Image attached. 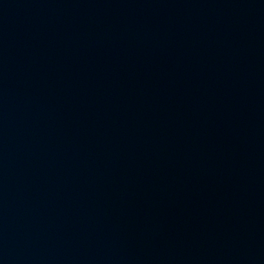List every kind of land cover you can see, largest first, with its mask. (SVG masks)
Segmentation results:
<instances>
[{
  "label": "water",
  "instance_id": "obj_1",
  "mask_svg": "<svg viewBox=\"0 0 264 264\" xmlns=\"http://www.w3.org/2000/svg\"><path fill=\"white\" fill-rule=\"evenodd\" d=\"M0 264H264V0H0Z\"/></svg>",
  "mask_w": 264,
  "mask_h": 264
}]
</instances>
